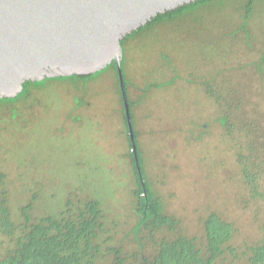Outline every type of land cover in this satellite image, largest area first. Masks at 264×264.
<instances>
[{
  "label": "rangeland",
  "instance_id": "obj_1",
  "mask_svg": "<svg viewBox=\"0 0 264 264\" xmlns=\"http://www.w3.org/2000/svg\"><path fill=\"white\" fill-rule=\"evenodd\" d=\"M256 2L257 8L249 18H246V0H224L223 4L220 0H216L215 5L213 3L210 6L215 8L207 13H201L202 16L182 17L180 21L184 24L182 30L189 32L191 28L203 27L195 31L204 41H208V44L193 42L191 35L180 40L171 38L166 34L167 31H164L161 38H157L158 41L152 39L141 43L133 68L128 70L130 82L139 80L141 83L147 73L149 76L150 70H155L154 59L157 56L155 42L161 40L159 48L165 49V54H169L171 58L174 57L176 67L186 73L185 78L188 80L187 91H181L183 89L180 86L177 89L167 87L162 90L163 93L174 91L177 94L174 96L177 98L176 102L169 103L165 109L164 104H157L158 110H162V113L158 114L165 120L156 119L155 123H143V120L137 117L139 151L143 158L142 183H146L165 201V205H168L165 208L167 212L170 210L172 214L185 213L188 221L195 223L203 213L217 211L240 226L242 229L240 237L253 234L254 228L250 219L244 215V212L242 213V205L238 198L242 194L243 187L240 170L232 158L233 141L230 144L228 134L223 131L221 125L216 123L219 121L217 112L214 113V110L212 113L204 112L209 106L213 108V105L219 107L221 103L228 106L227 102H243L240 98L243 97L247 102L246 106L249 107L250 117L264 115V1ZM196 25L200 26L195 27ZM218 33L220 38L217 37ZM211 40L222 42L219 44L222 48L214 50V43ZM174 50L176 54L172 53ZM171 53L173 56L170 55ZM207 61L210 62V66ZM207 68L210 69L209 74L212 70L214 73L220 71L218 78L222 80L218 83L219 93H214L219 96L218 98L207 94L206 85L200 79L203 77L198 76L202 75L201 72H205ZM166 74L168 75L167 72ZM114 78V71L110 70L90 84L89 82L79 83L78 88L73 87L72 83L60 82L62 84L55 83L56 85H48L42 90H36L33 99L36 100L46 94L47 97H51L52 107L59 106L61 99L66 101V104L71 102L69 106L63 108V113L59 116H50L49 112L46 116L38 112L32 117L31 130L41 132V129H45L40 133L39 138L29 130L27 140L24 132L20 136L22 132L14 130L13 125H20L21 119L13 121L14 124L6 122V108L0 109L2 118L0 119V153L5 155L3 169L7 175L1 183L6 186L0 184V193L7 197L13 206L26 203L27 195L35 192L36 184L46 186L47 190L51 189V192L46 195H53V198L48 197L46 204L52 206L68 197L69 192L80 186L79 183L86 185V191L99 190L105 196L103 197L109 200L111 195L106 194L105 185L110 181L109 186L116 195L127 202L124 204L129 206V202L134 201L135 195L132 196V193L137 187L138 174L132 163H128V137L123 133L122 126L114 121L117 114L108 115L110 111H117L115 108L117 104L106 105L104 108L100 103V99L102 101L106 99L107 93L112 95L110 83ZM213 78L209 75V80ZM206 82L209 88L210 84ZM177 84L180 85V81H177ZM179 91L184 94H178ZM85 94L89 98L96 97V102L92 103V108L79 110L75 108L76 113L72 115L80 119L73 122L71 116L67 115V108L73 107L72 102L75 97L82 100ZM179 97L186 98L182 105L183 109L180 108ZM22 105L21 108L25 109L26 103ZM187 105L189 111H185ZM99 111L102 114L107 112V118L110 119L109 125L101 124V115L97 113ZM80 125H86L87 128ZM262 126H264V118ZM49 130L54 134L49 135L51 133ZM102 130L103 133H101ZM249 130L253 140V133L256 132L248 126L246 131L249 132ZM12 135H15L13 138L18 143H16L15 151L9 152L6 151V147L11 139L13 142ZM6 139L8 141L4 142ZM25 146H37L36 153H39V157H47L40 163L49 172H51L52 164L50 156L60 159L59 167L63 171L54 173L53 185H48V182L52 181L48 171H38L34 166L27 171L25 168H17V162L14 163L12 156L24 158L27 151ZM123 151L126 154H121ZM95 153H98L97 156ZM30 154L32 153L28 151L27 155ZM118 155H122L124 161L119 159ZM98 160L105 162L103 165L106 169L103 171L99 168ZM31 161H36V158L33 157ZM32 163L31 165H34V162ZM99 164H102L101 161ZM116 180L122 183L121 188H116L117 185L119 186L115 184ZM91 181L100 182V188L94 187V184L90 185ZM26 182L28 185L25 189ZM120 190L126 194H120ZM110 203L112 204L113 201ZM119 206L123 207L122 204ZM123 210L128 211V214L124 213L125 223H133L132 227L135 226L136 215L133 209L123 208Z\"/></svg>",
  "mask_w": 264,
  "mask_h": 264
},
{
  "label": "trees",
  "instance_id": "obj_2",
  "mask_svg": "<svg viewBox=\"0 0 264 264\" xmlns=\"http://www.w3.org/2000/svg\"><path fill=\"white\" fill-rule=\"evenodd\" d=\"M215 1L201 0L190 6L182 7L173 13V17L181 19L190 15L197 16L201 11L200 8L206 10L204 12L207 13L215 8L210 7ZM220 1L221 4L224 3V0ZM256 1L246 0V18H249L257 8ZM163 18L165 17L160 16L158 21L152 25H162ZM175 24L178 25L177 32L188 33V30H182L183 23L177 22L173 25ZM197 26L200 25L195 27ZM194 29L199 30L203 27ZM196 35L197 37H195ZM217 37L220 38L219 33ZM192 39L193 42L208 44V41H204L196 31L192 34ZM211 41L214 43V50L222 48L219 45L222 42L219 40ZM207 64L210 66V62L207 61ZM110 70H114L115 77V82L110 85L112 95L107 93L106 99L103 101L100 99V103L103 106L113 104L115 102L112 96L120 93L116 65H111L96 75L48 81L43 84L28 83L25 85L23 93L17 98L0 100V109L6 108V122L13 123V121L21 119L20 125L13 123L14 130L22 132L20 136L24 132L26 136L24 138L27 140L29 130L39 138L40 133L45 129H41V132L35 129L31 130L32 117L38 112L44 113L46 116L47 112L50 116H59L63 113V108L69 106L71 102L66 104V101L61 99L59 106L52 107L51 97H47L46 94L36 100L33 99L36 90H42L48 85L62 84L60 82L72 83L73 87L78 88L79 83L89 82L90 84L93 82L92 80L95 81ZM209 72L210 69L207 68L205 72L201 73L203 75L209 74ZM214 74L220 75V71L214 73L212 70L209 75L213 76ZM126 78L129 80L128 74H126ZM200 79L206 85L208 94L212 93L210 83L215 84L219 93L218 83L222 80L220 77L216 80ZM205 80L209 82V88ZM240 98L243 102H230L228 106L221 103L219 109L220 115H223L221 118L224 123L223 130L228 134L230 144L233 141V161H236L241 173L243 191L238 196L242 205L241 210L250 219L254 228L253 234L240 237L242 235L240 226L236 222L226 219L223 214L217 211L203 213L196 222L194 221L195 223H190L185 213L172 214L170 210L167 212L165 208L168 205H165V201L146 183H142L138 175L137 187L132 193V196L135 195V199L129 202V206L124 204L127 202L122 201L109 186L111 181L105 185L107 187L106 194L111 195L109 200L105 199L99 190L97 192L92 190L89 192V189L86 191V185L79 183L80 186L69 192L68 197L66 196L65 199L54 204V207L46 204L48 197L53 198V195H46L51 192V189L47 190L46 186L36 184L34 185L35 192L28 194L26 203L20 206H13L7 197L0 193V264H264V126H262L264 115L250 117L246 100L243 97ZM94 102H96V97L89 98L87 94L83 95L82 100L75 97L72 102L73 107L67 108V115L71 116L74 122L76 119H80V117L72 115V113H76L74 109L92 108ZM24 103H26L25 109L21 108ZM115 112L117 111H110L109 114L116 115ZM226 112H229L231 116L226 115ZM97 113L101 115L100 119L104 116L100 111ZM0 119L2 118L0 117ZM120 119L123 122H115L122 126L123 133L129 138L125 116L123 115V118ZM1 125L5 124L1 123ZM80 126L87 128L86 125ZM248 126L256 132L253 133V140L250 136L251 131H246ZM52 134L54 133L51 132L49 135ZM14 136L12 135V138ZM17 138L19 139V135ZM37 138L34 139L37 140ZM6 141L8 139L4 142ZM16 143L18 142H15L14 138L13 142L11 139L6 151H15ZM36 147L25 146L27 151L24 158L19 159L12 156L14 163L18 164H16L18 169L25 168L27 171L28 168L34 166L38 171H48L40 163L47 157H39ZM28 151L32 154L27 155ZM123 153L124 151L121 154ZM97 154L95 153V156ZM127 154L128 163H132L136 172L130 140H128ZM139 156L142 163L143 158L140 152ZM33 157L36 158V161L30 162ZM50 157L52 159L51 172H48L52 181L48 182V185H53L54 173L61 170L60 159ZM118 158L124 161L122 155H118ZM99 161L102 164H99ZM102 161L98 160L101 171L106 169L103 165L105 162ZM3 162H5V155L0 153V184L7 177L3 169V165H5ZM32 162L34 165H31ZM115 177L117 176L115 175ZM26 179L28 180V178ZM93 184L94 187L100 188V182L91 181L90 185L93 186ZM115 184H119V186L115 185L116 188H121V182L116 180ZM27 185L28 182H26L25 189ZM120 191V194H126L122 190ZM111 201H113L112 204ZM121 204L123 207L120 208ZM123 208L133 209L132 211L136 215L135 226L132 227L133 223H125L123 218L126 215L124 213L128 214V211Z\"/></svg>",
  "mask_w": 264,
  "mask_h": 264
},
{
  "label": "water",
  "instance_id": "obj_3",
  "mask_svg": "<svg viewBox=\"0 0 264 264\" xmlns=\"http://www.w3.org/2000/svg\"><path fill=\"white\" fill-rule=\"evenodd\" d=\"M198 1L0 0V100L17 98L28 83L96 75L116 65L136 153L122 42L158 16Z\"/></svg>",
  "mask_w": 264,
  "mask_h": 264
},
{
  "label": "flooded vegetation",
  "instance_id": "obj_4",
  "mask_svg": "<svg viewBox=\"0 0 264 264\" xmlns=\"http://www.w3.org/2000/svg\"><path fill=\"white\" fill-rule=\"evenodd\" d=\"M174 12H176V11L162 15L163 17H165V18H163L164 23L162 25L161 24L152 25L156 21H158L157 19L160 17V16H158L157 18H155L151 22H149L146 26L140 28L139 30H137L136 32H134L133 34L128 36L122 42V47H123L122 70H123V74H124V81H125L126 94H127V102H128V106H129L131 124H132V128H133L134 141L136 144V153H135L134 148H133V141H132L129 121H128V117H127L126 105L124 102L123 91L121 88L119 77H118V82H119L118 88H119L120 93H119V95L115 94L112 96L115 104L118 105V106L116 105V107L114 106L117 109V112H115L117 114V117L116 116L114 117V121L123 122V120L120 118H123V115L125 116V119H126L125 123L128 127V132H127L129 135L128 140H130V143L132 146V153L134 156L133 160L135 163L136 172H137L138 176L140 177V179H142V177H143V168H142L140 156H139V152H140L139 151V140H138L139 139V131L136 127V125H138L137 121H136L137 117L139 116L140 120H143V123H147V122L155 123L156 119H160L162 121L164 119L163 116L158 114V113H162L161 112L162 110H161V108H160L161 111L158 110L157 104L158 105L160 103L164 104L165 105L164 109H165L169 103H175L176 99H177V98H174V96L177 95L176 93H174V91L169 92V93H163L162 90L166 89L167 87L168 88L172 87V88L177 89V87L180 86L183 89L181 91H184V90L187 91L186 83H188V80H187V78H185L186 73L181 72L176 67L175 60L173 59L174 57L171 58L169 56V54H165V51H164L165 49L159 48L161 40L159 42H155L156 43L155 46L157 47L155 49L157 56L154 59L155 70L154 69L150 70L149 76L148 75L145 76L144 82L142 81L140 83L139 80H138V82H137V80L134 82H130V80H128L126 78V74H128L129 69L132 70L133 65L136 61L137 50L139 49L141 43H144L143 41L152 40V39H155V41H158L157 38H161L160 36L163 34L164 31H167L166 34L171 36V38L174 37V38L179 39V40H180V38L181 39L188 38L189 35H191V37H192V34H194V31H195L194 28H191V30L188 33H185V32H177L176 31L177 27L172 26L174 23L180 22L182 20L180 18L179 19L174 18L173 17ZM201 13H204V11L201 10L200 12H198V15L202 16ZM169 14H171V16H168ZM172 28H174V29H172ZM237 32H240V31H237ZM171 38H170V40H171ZM172 53L176 54V50H174ZM172 53L170 54L171 56H173ZM161 71H166L169 76L166 74V72L163 73ZM185 71H186V68H185ZM160 73H163V74H160ZM198 76L209 79V74H206V73L203 75H198ZM212 77H214L213 80H216L218 78V75L214 74ZM92 81H94V80H92ZM177 81H180V85L177 84ZM114 82H115V78L111 80L110 85L113 84ZM210 84L213 86L211 89V92H212L211 95L218 98L219 96L218 95L216 96L214 94V93L218 92V89L216 88L214 83H210ZM138 91H141L143 93H141V94L137 93L136 94V92H138ZM181 91H179L178 94L183 93ZM180 95H182V94H180ZM185 100H186L185 97H179L180 108H182V105L184 104ZM232 101H234V100L232 99ZM228 104H230V102ZM106 105H104V108ZM219 107L218 106L215 107L214 105H213V108H212V106L206 107L204 113H212L213 110H214V113L217 112L216 115H217V118L219 117V121H217L216 123H218V125H221V127L223 129L222 125H224V123L221 121V118L223 115H220L221 112H220ZM164 109H163V112H164ZM185 111H189L188 105L186 106ZM106 113L103 112V114H105V115L102 116V118L100 119L101 120L100 122L102 125H109V123H110V119L107 118V116L110 114H109V112H108V115ZM183 113H186V112H183ZM145 114H147V115H145ZM226 115L231 116V114L229 112H226ZM230 116H228V117H230ZM123 125H125V124L123 123ZM101 133H103V130ZM137 161H138L139 166H140L141 174L139 173Z\"/></svg>",
  "mask_w": 264,
  "mask_h": 264
}]
</instances>
